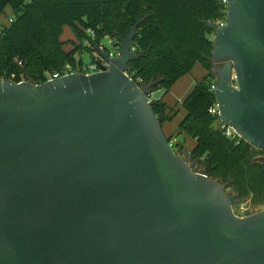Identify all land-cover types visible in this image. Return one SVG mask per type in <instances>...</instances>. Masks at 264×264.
Wrapping results in <instances>:
<instances>
[{"label":"water","instance_id":"obj_1","mask_svg":"<svg viewBox=\"0 0 264 264\" xmlns=\"http://www.w3.org/2000/svg\"><path fill=\"white\" fill-rule=\"evenodd\" d=\"M210 61L220 122L264 150V0H226ZM108 66L0 81V264H264V210L175 152L148 86Z\"/></svg>","mask_w":264,"mask_h":264},{"label":"trees","instance_id":"obj_2","mask_svg":"<svg viewBox=\"0 0 264 264\" xmlns=\"http://www.w3.org/2000/svg\"><path fill=\"white\" fill-rule=\"evenodd\" d=\"M7 7L13 21L6 24V18L0 30V76L21 71L35 83L66 63L81 62L62 47L65 26L92 46L108 37L118 48L116 40L138 25L130 50L139 57L129 62L127 74L138 86L161 90L152 108L162 125L177 114L162 96L200 64L205 73L180 104L177 130L193 140L190 158L208 166L210 178L229 183L251 206L264 204V150L227 137L218 115L209 112L216 78L207 23L224 19L223 0H0V15Z\"/></svg>","mask_w":264,"mask_h":264},{"label":"rangeland","instance_id":"obj_3","mask_svg":"<svg viewBox=\"0 0 264 264\" xmlns=\"http://www.w3.org/2000/svg\"><path fill=\"white\" fill-rule=\"evenodd\" d=\"M9 15H10V9L7 7L4 10V12L0 15V22H5L6 18ZM59 40L62 42L63 49L65 51H73L75 58L77 60H79V59L81 60L80 63L88 64L91 61V59L95 56L96 52H94V49L92 50V48H94L95 45L94 46L90 45V43L85 39L79 40L75 36V34L72 33V31L69 29V27H67V26H65L63 28V31H62L61 35L59 36ZM112 41H113L112 39L105 37L101 40L99 45H102L107 51H113L114 47H116V46L113 45ZM89 47L91 48L92 51L89 50ZM199 68H201L200 64H197L194 67V71H193L194 78L197 77V72H198V70H200ZM201 78H202V76L200 75L198 78H195V81L200 80ZM161 95H162V93H161ZM178 123L179 122L177 119H174L170 123L171 126L173 127V130H171V133L168 134L167 136L171 137L170 142H172V144L177 143V146L175 145L173 147V145H172V147L176 152H178V154H181L182 152H184L185 150H187L188 148L191 147L193 140L190 139L189 137H187L185 134L178 132V130H177ZM164 131L166 133V125L164 128ZM193 162H195V160H190V158H189V163L191 164ZM193 167L197 170H203L204 169V168L199 166L198 162L193 164ZM233 210H234V213L239 215V216H246V215L252 214L254 212H257L259 210H264V204L259 205V206H251L250 200L246 199V201H244L243 203L234 205Z\"/></svg>","mask_w":264,"mask_h":264},{"label":"built area","instance_id":"obj_4","mask_svg":"<svg viewBox=\"0 0 264 264\" xmlns=\"http://www.w3.org/2000/svg\"><path fill=\"white\" fill-rule=\"evenodd\" d=\"M223 2L226 4V0H223ZM13 21L12 17L7 18L6 24H10ZM218 27H221L225 24V17L224 19H218L214 22ZM3 23L0 22V30L3 28ZM89 33H92L90 30L88 31ZM100 48L104 50L105 48L100 45ZM106 50V49H105ZM119 49L114 47L113 51H107L110 56H116L118 55ZM19 65H21V62H19ZM108 66V62H106L100 55L95 53V56L91 59V61L88 64L84 63H79L77 62L75 65L66 63L62 67H60L58 70H55L52 73H49L46 75V80L49 79H55L59 78L65 75L73 74V73H80V74H85L89 75L94 72L102 71L106 69ZM5 80H12L14 82L20 83V82H29L31 81L27 76H25L21 71L16 73L12 72L9 74H3L0 76V81H5ZM33 82V81H31ZM215 88V85L213 86V89ZM209 112L212 114H217L218 115V109L216 103L209 109ZM221 127L225 130L224 133L227 137L232 138V139H237L239 136L236 134V132L229 126H226L221 123ZM171 145L172 142H170ZM237 215V214H236ZM239 216V215H237Z\"/></svg>","mask_w":264,"mask_h":264},{"label":"crops","instance_id":"obj_5","mask_svg":"<svg viewBox=\"0 0 264 264\" xmlns=\"http://www.w3.org/2000/svg\"><path fill=\"white\" fill-rule=\"evenodd\" d=\"M201 68H199L200 70H198L197 72V77L198 78L200 75L203 76L205 73V70L202 66H200ZM193 70L191 71V73L186 74L182 77H180L174 84L173 86L169 89V91L162 96L163 101L170 107H174L177 110V114L175 115V117L168 122H165L163 124V131L166 125V133L165 135H168L171 133V130H173V127L171 126V122L174 119H177L178 122L179 120L182 118L183 116V110L180 107V104L182 102V100L184 99V97L189 93V91L192 89L193 85L195 84V78L193 76ZM161 90H157L154 91L151 94L150 99H159L161 97ZM193 143L191 145L190 148L187 149V151L189 152L190 149L192 148Z\"/></svg>","mask_w":264,"mask_h":264},{"label":"flooded vegetation","instance_id":"obj_6","mask_svg":"<svg viewBox=\"0 0 264 264\" xmlns=\"http://www.w3.org/2000/svg\"><path fill=\"white\" fill-rule=\"evenodd\" d=\"M179 155H183V152L181 154H179ZM190 160H191V158H190Z\"/></svg>","mask_w":264,"mask_h":264}]
</instances>
